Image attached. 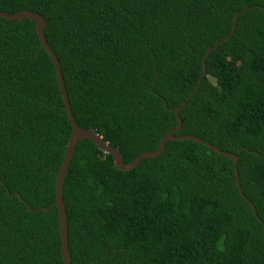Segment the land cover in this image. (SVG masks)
Returning <instances> with one entry per match:
<instances>
[{"label":"trees","instance_id":"trees-1","mask_svg":"<svg viewBox=\"0 0 264 264\" xmlns=\"http://www.w3.org/2000/svg\"><path fill=\"white\" fill-rule=\"evenodd\" d=\"M77 140L61 197L70 264H264V0H0L59 62ZM34 21L0 17V264H62L54 181L70 124ZM51 205V207H49ZM48 207V208H47ZM46 208V209H44Z\"/></svg>","mask_w":264,"mask_h":264},{"label":"water","instance_id":"water-1","mask_svg":"<svg viewBox=\"0 0 264 264\" xmlns=\"http://www.w3.org/2000/svg\"><path fill=\"white\" fill-rule=\"evenodd\" d=\"M248 7H250V6H245V7H243V9L241 11L234 12L231 30L225 36H223L220 40L214 42V44L212 46H209L205 50V52L203 53V55L201 57L202 68H201L200 73L198 74V77H197V80H196L194 87L192 88L190 94L188 96H186V98L180 104H178L177 106H174L172 108L174 117L176 119V125L174 127H172L167 133H165L164 135H162L159 138L158 144H157V147L155 150L142 152L139 155H137L136 157H134L132 160H130L126 163H124L122 161L118 150L116 148L112 147L111 145H109L107 142L101 141V138L95 133V131L92 128L85 129V128L79 126L75 122L73 114L70 110L69 103L67 101V95H66L64 84H63V79L61 76L59 62L55 56V53L52 51L50 46L46 43L44 34L42 32L43 26L45 24L44 17L42 15L36 13V12L29 10V9H22V10H19L17 12H14V13H8V12L0 10V17H3L5 19H14V20L20 21L23 18H27V19L33 20L35 22L34 23L35 33L38 37L40 46L43 47V49L47 52V54L49 55L51 62L53 64L54 71H55V77H56V80L58 82L60 95H61V98L63 101V105H64V109H65V112L67 115V119H68L69 124H70L68 141H67V144L65 146V150L63 152L61 162H60L59 167H58L57 172H56V178L54 181V201L51 204V205L56 206V210H57L58 232H59L60 253H61V257H62V264H70V261H69L67 234H66L65 210H64L62 197H61V185H62V180H63L64 174H65V171H66L67 166L69 164L74 146H75L77 140L82 139V138L91 139L100 151H102L104 153H110L113 157V162H114L116 168L119 170H127V169L132 168L133 166L137 165L138 162L142 158L153 157V156L159 155L160 152L162 151L163 147H164L165 141L168 139L189 138V139L198 141V142L208 146L211 150L217 152L218 154L225 155L231 159L237 190H238L239 194L247 201V203L251 207L253 215L259 220L253 204L243 195L241 188H240V185H239L238 173H237V169H236L238 152L235 154L232 152L220 150L217 146H215V145H213V144H211V143H209V142H207V141H205V140H203V139H201L195 135H191V134L174 135L173 134V132L176 131L177 129H179V127L181 126V120H180L179 115H178V111H179L180 107L184 105L185 101L189 98V96L196 90V88L200 84L201 77L203 76V74L205 72V58H206V56L208 55V53L213 48H215L219 44L220 41L229 37V35L232 33V31L235 27L237 15L244 12ZM51 205L49 207H51ZM44 209H46V208H44ZM262 229L264 231L263 224H262Z\"/></svg>","mask_w":264,"mask_h":264}]
</instances>
